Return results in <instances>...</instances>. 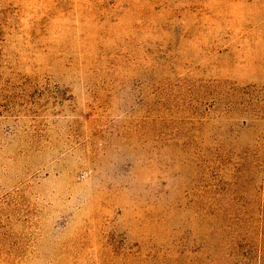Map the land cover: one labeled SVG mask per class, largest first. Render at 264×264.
Wrapping results in <instances>:
<instances>
[{"label": "rangeland", "instance_id": "rangeland-1", "mask_svg": "<svg viewBox=\"0 0 264 264\" xmlns=\"http://www.w3.org/2000/svg\"><path fill=\"white\" fill-rule=\"evenodd\" d=\"M0 264H264V0H0Z\"/></svg>", "mask_w": 264, "mask_h": 264}]
</instances>
